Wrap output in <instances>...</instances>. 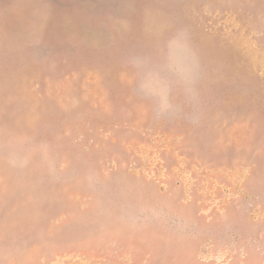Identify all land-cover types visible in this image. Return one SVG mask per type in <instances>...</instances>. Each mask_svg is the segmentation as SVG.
<instances>
[{
  "label": "rangeland",
  "instance_id": "1",
  "mask_svg": "<svg viewBox=\"0 0 264 264\" xmlns=\"http://www.w3.org/2000/svg\"><path fill=\"white\" fill-rule=\"evenodd\" d=\"M0 264H264V0H0Z\"/></svg>",
  "mask_w": 264,
  "mask_h": 264
}]
</instances>
